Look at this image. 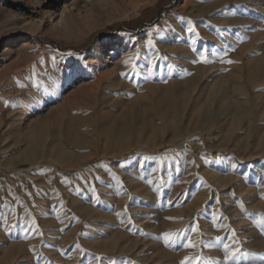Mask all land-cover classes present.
Masks as SVG:
<instances>
[{
	"label": "rangeland",
	"instance_id": "1",
	"mask_svg": "<svg viewBox=\"0 0 264 264\" xmlns=\"http://www.w3.org/2000/svg\"><path fill=\"white\" fill-rule=\"evenodd\" d=\"M0 80V264H264V0H0Z\"/></svg>",
	"mask_w": 264,
	"mask_h": 264
},
{
	"label": "snow or ice",
	"instance_id": "2",
	"mask_svg": "<svg viewBox=\"0 0 264 264\" xmlns=\"http://www.w3.org/2000/svg\"><path fill=\"white\" fill-rule=\"evenodd\" d=\"M189 31H191V29H189ZM149 43H151V41H149ZM201 60L206 62L205 57H203V56L201 57ZM128 63H129V61H125V64H128ZM228 63H232V61H228ZM133 66H135V65H133ZM241 207H243V205H241ZM173 235L174 234H172V233H165L164 234L165 241L171 240ZM219 239H221V238L218 237L217 240H219ZM184 247H193V245H192L191 241L189 240L188 243L184 245ZM223 248L228 253V255L226 257V261H225V264H227L228 261H231L232 259H234L236 257L237 253L233 252L228 244H224ZM237 251H239V250H237ZM247 255H248V253H244V256H247ZM186 260H187V258H186ZM113 264H114V262H113ZM182 264H184V262H182Z\"/></svg>",
	"mask_w": 264,
	"mask_h": 264
},
{
	"label": "bare ground",
	"instance_id": "3",
	"mask_svg": "<svg viewBox=\"0 0 264 264\" xmlns=\"http://www.w3.org/2000/svg\"><path fill=\"white\" fill-rule=\"evenodd\" d=\"M233 12V11H232ZM183 49V48H182ZM8 58V57H7ZM3 80V79H2ZM2 80H0V81H2ZM248 80H251V78H249ZM2 84H3V82H2ZM219 84V83H218ZM255 84V83H254ZM220 86V85H219ZM223 86V85H222ZM1 87V86H0ZM215 96H216V94H215ZM227 96V95H226ZM212 98V97H211ZM219 98V97H218ZM216 102V101H215ZM221 103V102H220ZM219 105V104H218ZM214 107V106H213ZM222 108H228V106L227 107H223L222 105H219V107H218V110L220 111V109H222ZM218 111V112H219ZM229 111V110H228ZM208 115V114H207Z\"/></svg>",
	"mask_w": 264,
	"mask_h": 264
}]
</instances>
